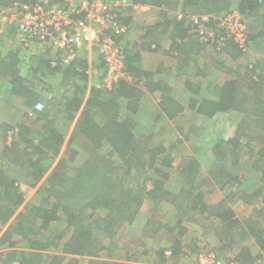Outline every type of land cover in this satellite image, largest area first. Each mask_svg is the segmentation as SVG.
<instances>
[{
  "label": "trees",
  "instance_id": "obj_1",
  "mask_svg": "<svg viewBox=\"0 0 264 264\" xmlns=\"http://www.w3.org/2000/svg\"><path fill=\"white\" fill-rule=\"evenodd\" d=\"M23 1L30 0H0V4L6 6ZM137 1L149 4L150 9L146 13L134 14V16L128 8H119L121 6L109 2L110 10L115 14V21L129 27L134 19V22L144 29L145 36L148 32H151V35L154 34V30L158 28L157 18L162 14L166 18L164 22L170 23L171 17L167 15L165 9L171 4L169 0ZM50 2L64 5L67 0H50ZM222 2L225 3L224 6ZM182 11L183 17L172 16L175 19L176 37L187 40L184 42L191 46V54L195 48L197 49L194 53H200L197 52L199 50L204 52L206 50L204 45L210 44L217 52L216 61L212 63L211 60L208 61V64L213 68L222 69L228 55L234 62L239 57L248 55L251 47L255 46V49L264 47V0H184ZM233 11L239 12L246 25L248 43L244 45L236 41L229 30L221 26L218 27V18ZM222 12L225 14L222 15ZM195 13L205 15L212 13V15L219 16L210 15L211 17L205 24L215 33L213 36L199 32L198 27L189 18V15ZM105 32L111 34V37L122 44L126 71L130 78L118 80L111 88L93 86L88 97L86 94L88 86L85 84L88 77L87 69L84 68L85 60L74 61L65 67H53L50 61L43 58L42 55L23 57L20 56L18 50L12 49L0 52L1 80L7 84V90L11 94L26 95L24 100L28 105L33 106L38 99L34 94L35 100H33L31 92L33 88L40 86L38 83L44 77L46 80L41 83L46 84L48 90L51 88L55 90L59 86L69 87V95H65L67 99L65 111H70L71 116L66 117V120H75L76 124L68 144H71L80 135L85 139L89 149V152L86 150L89 154L87 160L76 167L72 177H69L64 171L63 166L66 160L62 156L51 176L43 182L44 186H39L40 180L45 176V171L50 166L52 157L58 156L62 152L64 135L57 128L50 127L48 129L47 123L41 125L44 129L39 140L31 139L33 130L26 126V123H18V126L6 128L10 130H6L7 134L4 137L6 139L13 138L14 141L7 140L9 146L2 148V151L10 150L13 155L24 151L22 167L30 172L24 187H22L16 182L13 172L6 169L2 163L0 153V249L11 248L12 250L8 252L10 259L18 261L20 264H64L66 259H69L68 264H76L74 255L97 252L98 246L102 242L108 240V237L112 239L119 233L118 228L124 222H132L145 198L153 203L149 215L151 235L158 240L176 237V234L184 232L181 220H178L175 225L158 213L159 205L172 197V201L177 203L174 209L177 212L174 215L176 219L184 217L196 219L195 215L198 213L202 215H199L198 219L210 220L216 224L220 240L227 247L224 252H226L225 256L228 260L241 264H257L264 256V224L259 217L264 208L257 207L256 201L258 204L264 200L258 201L256 198L260 196L246 193L243 196H232L234 198L221 196L219 191L229 185V180L222 182L219 191L217 189L204 190L198 183H209L205 179L199 178L204 171L196 157L184 155L176 164L170 154L166 158L160 156L167 152L166 147L162 145L159 149L146 150L141 147V143L134 133V126L129 125L131 119L120 120L119 116L128 110L135 114L142 98L149 94L161 92L163 99L171 101L173 89L170 85V78L172 77L186 85V93L193 94L192 97L189 95L191 104L203 115L213 118L218 113L221 116L226 112H240L249 116L256 113L257 109L260 112L257 113L258 117L256 115L257 118L254 119V122L257 126L264 127V68L262 69L264 59L260 57L251 61V64L245 66V70H231L234 73L233 77L216 83L213 97H202L199 100L195 96L201 93L205 82L197 80L195 83L187 80L188 74L184 67L190 65V60L183 59L176 72L167 74L163 72L161 65L157 69L153 67L154 60L147 62L143 58L139 46L146 43L127 42L125 44L122 39L123 35L117 34L112 28L105 29ZM15 33L14 29H10L6 35L13 36ZM190 34H194L198 40L187 39ZM0 45L6 48L3 39L0 40ZM218 52L225 53V55L228 53V55L219 58ZM203 54L207 60V54L205 52ZM194 61L196 62V59ZM101 63L103 67L105 61L102 59ZM192 63L194 64V62ZM59 72L62 75L61 82H56V74ZM195 74L202 75L201 72ZM30 76H33L34 79H30ZM25 82L28 84L25 85ZM40 112L37 114L41 120L46 119L47 116ZM28 113L34 114L33 112ZM51 115L55 116L54 113ZM40 118L38 117V119ZM62 119L65 120V118ZM252 122L253 120L251 122L243 120L239 123L237 131H243L244 123L248 124L249 130ZM240 135L238 138L224 139L220 135L218 127L212 126L206 130L207 148L219 160H228L232 157L233 163L236 164L241 159ZM245 136L250 139L253 137H250L249 132ZM259 154L260 157L264 155V147L259 150ZM137 169L148 174L145 185L141 186L138 183L126 185L130 180L128 176L131 177L132 171ZM171 173L183 176L182 188L176 196H166L172 189L169 187ZM228 176L229 179L233 178V176ZM34 187L40 194H43L42 200L38 202H30L25 195L29 189ZM65 189H67L66 192ZM241 198L248 202L251 211L239 218L228 201ZM74 201L76 202L74 203ZM20 206H23L33 216L26 223L17 219L14 224L15 219L12 218L18 217L17 214L21 217V211L18 210ZM89 208L91 211L88 213L86 210L88 211ZM180 208L184 212H181ZM101 210L104 212L100 213ZM60 220L67 222V228L56 234L54 240L48 245L39 248H44L42 251H45L53 247L48 254H44L40 250L29 252L16 248L15 238L17 239L23 234L26 236L25 229L28 230V233L35 232L34 226L47 228ZM70 229L71 231L68 232ZM59 243H63L62 250L65 254L53 252L58 248ZM178 244L176 239L173 253L181 250ZM212 246L215 248L214 245ZM66 253L73 257L69 258Z\"/></svg>",
  "mask_w": 264,
  "mask_h": 264
},
{
  "label": "rangeland",
  "instance_id": "obj_2",
  "mask_svg": "<svg viewBox=\"0 0 264 264\" xmlns=\"http://www.w3.org/2000/svg\"><path fill=\"white\" fill-rule=\"evenodd\" d=\"M221 3V2H220ZM224 2H222V5L224 6ZM224 12V11H223ZM222 12V15L225 13ZM209 15H212V13ZM212 16H218L217 14H213ZM219 17V16H218ZM215 17V18H218ZM211 31L210 28H206V31ZM6 32V33H5ZM4 33L7 34V31ZM202 39V38H200ZM4 41L6 45L9 44V47L12 50H15L17 48H20V40L17 39L16 34L14 36L8 35L6 38H4ZM37 46H33L32 48H27L29 52H27L30 55H37L41 56L43 58H46L47 52H52V48H48L49 50L42 54V48L45 45L43 44H35ZM39 45V46H38ZM41 46V47H40ZM206 50L205 53L207 56H209V62L211 60V63L216 61V54L217 52L212 48L210 44L204 45ZM251 47L249 50L248 55H244L242 57H239L236 61L233 62L231 58H229V55H225V53L218 52V57L222 58L224 55L227 56V60L224 62V67L222 69H219L220 74H211L210 78L213 79L217 83L221 81L223 77H221L222 72H226V76L233 77L234 73L231 70L234 71H242L245 70V66L248 64H251V61H255L259 59L260 57L264 59V47L260 49L261 47ZM41 49V51H40ZM45 49V47H44ZM45 52V51H44ZM195 51H193L194 53ZM194 55V54H193ZM55 57V54L52 52V55L48 58L49 61L52 60V58ZM204 59L205 55L203 56ZM194 64L192 63L191 70L187 72V80L193 81L196 83V81H203L200 79V77H203L201 75H196L195 70L196 67L194 66L196 63L194 60H192ZM60 67H65L62 65H59ZM264 67L262 66V69ZM203 70V69H202ZM264 75V74H263ZM61 73L59 72L56 74V82H61ZM185 78V79H186ZM225 78V77H224ZM30 79H34L33 76H30ZM46 80L44 77L42 79ZM41 81V82H42ZM211 81V80H210ZM41 82H37L40 86L32 89V98L35 100V95L39 97V101L35 102L33 106L28 105L25 103L24 96H19L17 94H11L8 90L5 88L0 90V150L8 145L9 142H13L14 139H6L4 136H6L7 131L10 129H6L7 127H15L18 126V123H27L29 126H31L32 131V140H39L41 138V133L43 131L42 126L47 123L48 129L50 127L57 128L60 133L64 135V143L62 146V152L58 156L52 157V160L50 161V166L45 171V176L40 180L39 186L43 185V182L48 179V177L51 176L53 169L56 167L58 160L63 156L65 161V164L63 166L64 171L69 177H72V175L75 174V169L77 166L84 163V161L87 160L88 153L87 151L88 146L85 143V139L80 137H76L71 144H68L70 141L69 138L71 137L73 130L75 128V120H63L62 115L60 114L59 109H61L59 102H65L64 96L68 95V86H59L55 90L54 88H51V90H48L46 87V84L44 85ZM205 82V86L201 90V93H198V95H194L197 99L201 100L202 97H213L215 95V84L211 82ZM193 83V84H195ZM210 83V84H208ZM28 83L25 82V85ZM100 85V84H99ZM99 85L97 87H99ZM11 87V86H10ZM173 100H165L162 97L157 98L155 104L149 108V110L146 108L142 113L133 114L129 110L126 112H122V114L119 116L120 120H126L130 118L129 125H137L136 128H133L134 131L137 133L136 137H138L139 142L141 143V147L145 148L146 150L150 149H159V147L162 145L166 147L167 152L164 154H161L160 156L163 158H166L167 156H172L175 160V163L177 164L181 158L184 155H193L196 157L199 162L201 163L203 167L204 173H202L199 178L201 180H206L209 184H201L200 182L198 185H202L201 187L204 190H215L219 191V187L223 184L222 182L229 180V185L225 187L224 189H221L219 192L221 196H230L229 198H234L232 196H243L244 193L252 195V196H260L256 199L258 201L264 200V155L260 157L259 150L264 147V127L262 125H256L254 122V119L258 117V114L260 111L256 109V113L253 115L247 116V114H243L240 112H226L225 115H215L213 118H209L203 113H200L196 110L195 107L190 102V96L191 94H185V98L183 97L182 93L176 90H172ZM187 90L185 89V92ZM40 95V96H39ZM188 99V100H186ZM160 103V101H162ZM42 104V106L40 105ZM13 106V107H12ZM37 106L41 107L42 114H45L47 116L46 119L41 120L39 114V111H35L34 108H37ZM178 108V111L176 112V109ZM24 109H26V114L23 113ZM16 110V112H15ZM251 110V108H250ZM11 113L8 115V113ZM28 112H33L34 114H29ZM46 113L50 114L47 115ZM51 113H54L55 116H52ZM73 114V112H72ZM57 115V116H56ZM257 115V117H256ZM68 116H71V113ZM143 116L145 118H149L150 120H143ZM254 116V117H253ZM38 117L40 119H38ZM36 118V119H35ZM247 120L251 122L253 120L250 129L248 130V124H245V127L243 131L239 130L237 131L239 123H241L243 120ZM52 120V121H51ZM128 123V122H127ZM138 123V124H136ZM42 125V126H41ZM212 126H217L218 131L220 135L224 139H230L232 137H237L240 135L239 140L242 143L241 148V159L239 162H236V164L233 163L232 157L228 160H219L218 157L214 156L210 150L207 148L206 144V130L210 129ZM140 131L138 132V130ZM217 129L216 127H214ZM7 130V131H6ZM18 131V128H16ZM145 130L146 131L145 133ZM249 135L250 138H247L245 135ZM17 133V132H16ZM16 135V134H15ZM208 135V134H207ZM16 139V138H15ZM8 140V141H7ZM25 143V142H24ZM12 144V143H11ZM26 145V143H25ZM27 146V145H26ZM23 148V147H22ZM107 149V148H106ZM87 150V151H86ZM31 151V148H30ZM89 152V151H88ZM106 152V151H105ZM23 152H19L15 155L10 153V150L1 151L2 155V163L5 165L6 169L13 172V177L15 178L16 182H20L25 180L26 182V170L24 167L23 162ZM105 154V153H104ZM0 155V158H1ZM72 157H74L72 159ZM23 171V172H22ZM130 180L126 183V185H135V183L140 184L141 186L145 185L146 175L148 177L147 173H144V171L140 172L138 169L135 171L133 170L131 173ZM233 176V178L229 179V176ZM25 178V179H24ZM22 179V180H21ZM198 179V180H200ZM239 179V180H238ZM183 176L180 177L179 174L171 173V178L169 180V187L172 189L170 190V194L166 196H176L181 188H182V182ZM46 183V182H45ZM199 185V186H200ZM24 187V186H22ZM219 189V190H218ZM67 189H65L66 192ZM23 191V188H22ZM24 191H26L24 189ZM31 191V192H30ZM28 192V193H27ZM26 192V197L29 199L30 202H38L40 200V196H43V194L39 193L37 191V188L29 189V191ZM254 194V195H253ZM231 201L234 203L236 202L235 199H231ZM244 201V200H243ZM4 202V201H3ZM73 202V201H72ZM71 204L74 205V203ZM85 202V201H84ZM167 203L166 206H164L163 210L166 212L165 214L168 215V220L171 218L174 219L175 215V204H172V197H170V200L162 202ZM232 203V204H233ZM233 205L236 206L237 209L241 210L242 213L246 214L249 213L250 207L248 202L244 201L241 204L236 205L234 203ZM245 205V207H244ZM256 206L260 208H264V202H258L256 201ZM12 208V205H11ZM147 209V208H146ZM21 211L20 215L17 214L18 217L15 218V216L12 219H15L14 224L17 222V219L21 221L22 223H26V221L29 220L30 217L33 215H30L28 210L24 209L23 206H20L18 209ZM91 208L86 210V212L89 213ZM18 211V212H19ZM259 215L260 220H262V223L264 224V210ZM256 216V215H255ZM165 217V216H164ZM148 217L145 216L144 220L146 221ZM166 220V218H165ZM175 220V219H174ZM205 222H208L205 221ZM196 225V223H194ZM35 232H27L28 230L25 229V234L20 237L19 243L17 244L20 248H28L33 247V249L39 250L41 247L39 241L44 242L48 245L49 242L54 240L55 235L61 231L64 228V225L59 226H48L47 228H40L39 226H34ZM53 248V247H52ZM2 250V249H1ZM53 250V249H52ZM203 250V249H200ZM199 249L196 251L197 253L200 251ZM55 252V250H53Z\"/></svg>",
  "mask_w": 264,
  "mask_h": 264
},
{
  "label": "crops",
  "instance_id": "obj_3",
  "mask_svg": "<svg viewBox=\"0 0 264 264\" xmlns=\"http://www.w3.org/2000/svg\"><path fill=\"white\" fill-rule=\"evenodd\" d=\"M92 1H96V0H90V2ZM103 1L113 2V4L116 3L118 6H121L119 8L126 7L131 11L133 15L140 14V13H146V11L150 9L149 4H146V3H143L137 0H114V1L103 0ZM169 1L171 2L172 5L170 4L171 6L169 5L168 7L167 6L165 7V9L167 10V15L171 17L169 19L170 21L169 24L164 22L166 18L162 14L161 16L157 18L156 25L158 26V28L154 30V34L151 35L150 34L151 32L150 33L148 32L147 36H145L144 29L139 27L134 22V19H133L132 23L129 24L128 31L122 36L124 43L125 44L127 42L146 43V44L139 46L140 49L142 50L143 58H145L147 62L149 61L153 62L154 60L155 62L152 63L153 67L157 69V67L161 65L163 67V72L167 74L168 73L173 74L174 72H176L178 65L182 63L183 59H188V61L190 60L191 62L192 60L196 59L195 65L199 68L197 69L196 67L195 72H201L202 74L201 76L203 77H200V79L203 80L204 78L205 80L203 81H207V82L212 81L213 84H216L214 83L216 80L214 81L213 79L210 78V76L212 73L220 74V71L217 68L211 67L208 64L209 60L208 59L206 60L203 58L204 56L203 53L205 51L203 52V50H199L197 52H200V53L191 54V51H190L191 46L186 45V43L184 42V41L187 42V40L186 39L181 40L175 35V31H174L175 19H173L172 16H177L176 15L177 12L183 13L182 8H183L184 0H169ZM11 5L12 4L6 5V6H11ZM143 5L147 6L148 9L142 10L138 8L139 6H143ZM5 33L0 34V40L2 39L4 40V38L8 36ZM15 34H13L14 37H15ZM172 35H174L175 37ZM190 37H187V39H190L192 41L198 40L194 34L193 35L190 34ZM4 46L6 48L0 45V52H6V51L11 50V48L9 47V44L6 45L5 41H4ZM34 46H37V45H34ZM195 46L197 47V45ZM44 47H41L42 48L41 53L42 54L44 53V56H45V53L49 49L46 46ZM196 49L197 48H195L194 51H196ZM15 50L19 51L20 56H23V57L29 56V54L27 53L29 52L28 49L23 48L21 44H20V48H17ZM54 51L55 50H53L52 52L54 53ZM52 52L51 54L50 52H47L45 56L46 60H48V58L52 55ZM79 56L80 58H78L76 61L79 62L80 60H85L86 62V66L84 68L87 69L86 72L88 75L87 80L85 81V84L88 86V89L86 92L87 97H88V94L90 93L91 88L93 86H98L101 83V79L103 77V72H104V66L102 67L101 65L102 57L100 55V52L97 46H94L92 49H89V50L83 49L81 53L79 54ZM207 58H209V56H207ZM204 61H205V64H204ZM191 62H190V65L188 66L185 65L184 67L186 68L185 72H188L189 70H191V67H192ZM225 74L226 72L221 73V77L223 78L219 82L225 81L228 78H230L229 76H226ZM81 83L84 85L83 82ZM170 85L172 86L173 90L176 88V90L182 93L184 98L186 97L185 96L186 85L184 83L178 82L177 79L171 77ZM4 88L7 90L8 86L7 84H4V82L0 78V90ZM68 95H69V92H68ZM159 97H162L161 92L144 96L142 98V101H140L138 110L135 114H138V113L143 114V111L146 108L149 110V108L155 104L157 98L160 99ZM171 97L173 100L172 93H171ZM40 99H37L36 102L39 101ZM64 99H66L65 96H64ZM161 102H163V100L160 101V103ZM58 104L61 107V109H59L60 114H64L62 115V117L66 119L67 115L70 114V111H65L66 100L64 103L59 102ZM26 112H27L26 109H24L23 113L26 114ZM10 114L11 113L9 112L8 115ZM143 120L149 121L150 119L148 117L145 118L143 116ZM26 126H29V125L26 123ZM29 127L31 128V126ZM136 127L137 125L134 126V128ZM139 131L140 129L138 130V132ZM146 131L148 130H145V133ZM134 133L137 134L135 131ZM1 151L2 149L0 150V153ZM23 171H25V175L27 179V177H29L30 171L29 170H23ZM21 182L22 183L19 182V184L24 186L25 180L24 181L22 180ZM40 200H42L41 196H40ZM243 200L246 201L244 198L235 199L236 202L234 203H236V205L238 203L239 205L242 202H244ZM228 203L234 209L237 217L241 218L244 215V213H242L241 210L237 209L236 206L233 205L234 203L231 200H229ZM163 204L164 203H161V205H159L158 213L165 216V218H167L168 220V215L165 214L166 212H164L163 210L164 206H166L167 203H165V205ZM172 204H175V206L177 205V203H174V202ZM152 206H153V203L151 202V200H149L148 198H145L138 213L136 214L135 219L132 222L130 221L124 222L123 225L118 228L119 233L116 236L114 235L115 237L113 236L112 239L108 237V240H105L104 242H102V244L98 246L99 250L97 252L86 253L84 255H74V257L66 253L67 254L66 256H69V258L70 257L75 258L76 264H105V262H107L106 264H112V263H118V264H197L196 251L198 249L199 250L202 249L203 246L212 244L215 246L216 250L221 252L220 254L223 258V264H225L226 259L228 258L225 256L226 252H224V249L225 248L227 249V247L223 244V241L220 240V237L218 235L219 232L217 231L218 228L216 227V224L212 223V221L210 220H208V222H205L206 220L204 219H201V218L198 219L197 217L200 215L198 213L195 215L196 219L192 217H184L183 219H179V218L176 219V217H173L175 220L171 218L170 221H172V223L176 225V222L178 220H181L180 222H181V225L183 226L182 228L184 229V232L182 234L181 233L176 234V237L173 236V237H170L164 240H158L155 237H153V235H151V232H150L149 215H150ZM180 209H181V212H184L182 208ZM103 212L104 210H101L100 213H103ZM174 213H177V212L175 211ZM145 216L148 217L146 221L144 220ZM194 223H196V225ZM54 225L56 227L59 225H64V228L62 230H65L67 228L66 226L67 222L62 221V220L55 222ZM178 230L179 229L177 228L176 231L178 232ZM61 231H59L57 234H59ZM69 231H71V229L68 230V232ZM176 239L179 242L178 247L179 248L181 247V250L179 252L173 253ZM15 240L18 244L19 239L15 238ZM39 243L41 244L40 248L47 245L41 241H39ZM17 244H16V248H19V250H24V251H29V252L36 250V249H33V247L20 248ZM51 248L45 251H42L44 248L39 249V250L44 254H48L49 252H51ZM62 249H63V243H59L58 248L55 249L54 253L61 254V255L65 254L63 253ZM10 250L12 249L9 247H4L2 248V250L0 249V264H20L18 261H13L10 259V256L8 254ZM68 262H69V259H66L64 264H68Z\"/></svg>",
  "mask_w": 264,
  "mask_h": 264
},
{
  "label": "built area",
  "instance_id": "obj_4",
  "mask_svg": "<svg viewBox=\"0 0 264 264\" xmlns=\"http://www.w3.org/2000/svg\"><path fill=\"white\" fill-rule=\"evenodd\" d=\"M110 6L109 2L103 0H67L64 5L51 3L50 0L15 2L11 6L0 4V34L14 29L23 48H32L35 44L52 48L56 55L50 61L53 67L68 66L80 58L79 54L83 49L89 50L97 46L105 61L99 87L111 88L118 80L128 79L130 76L126 71L122 44L105 32L108 28L119 35L128 31L127 26L115 21V14ZM138 8L148 9L144 5ZM176 15L183 17L182 13L177 12ZM210 17L198 13L189 15L199 32L213 36L215 33L208 29L206 31L209 27L205 25ZM218 20V27L229 30L241 45L248 43L246 25L238 11L230 12ZM35 109L40 111L41 107L37 106ZM202 249L196 255L197 264H223L220 252L212 245L203 246ZM225 264L241 263L226 259ZM257 264H264V256Z\"/></svg>",
  "mask_w": 264,
  "mask_h": 264
}]
</instances>
